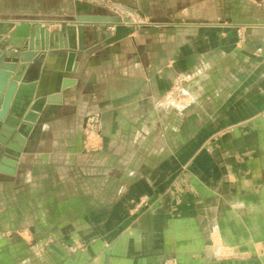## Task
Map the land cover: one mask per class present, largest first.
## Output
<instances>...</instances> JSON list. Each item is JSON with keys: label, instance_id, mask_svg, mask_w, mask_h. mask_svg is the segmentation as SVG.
Instances as JSON below:
<instances>
[{"label": "crops", "instance_id": "0c3cea01", "mask_svg": "<svg viewBox=\"0 0 264 264\" xmlns=\"http://www.w3.org/2000/svg\"><path fill=\"white\" fill-rule=\"evenodd\" d=\"M113 1L191 23L96 26L71 96L17 176L0 175V264H264V28L240 41L220 24L243 15V0L230 10L229 0ZM38 24L48 23L0 17V35L13 50ZM59 55L46 56L44 89L60 80ZM178 76L194 77L182 110L165 102ZM101 172L106 188L88 189Z\"/></svg>", "mask_w": 264, "mask_h": 264}, {"label": "water", "instance_id": "95a60500", "mask_svg": "<svg viewBox=\"0 0 264 264\" xmlns=\"http://www.w3.org/2000/svg\"><path fill=\"white\" fill-rule=\"evenodd\" d=\"M120 23V18L108 15H78L76 23L62 31L36 25L24 44L13 50L0 35V175L17 176L36 131L71 96L70 89L77 84L78 59L97 44L96 26ZM232 24L264 28V20L233 19ZM56 51L63 52L59 55L63 61L60 80L55 88L44 89L45 59L48 52Z\"/></svg>", "mask_w": 264, "mask_h": 264}, {"label": "rangeland", "instance_id": "374dc122", "mask_svg": "<svg viewBox=\"0 0 264 264\" xmlns=\"http://www.w3.org/2000/svg\"><path fill=\"white\" fill-rule=\"evenodd\" d=\"M108 1L111 2V6L108 5ZM236 0H229V10L232 8L234 9V4ZM84 5L88 6L90 8H97L100 9L101 11H104L105 15L108 16H113L120 18L121 23L120 24H110L108 31L113 33L118 26H127L133 29H155L156 32H161L168 29H178L181 25H188V22L186 21L185 17H181L180 19H167V18H162V19H152L149 17H144L141 16L140 12L136 7H131L129 5L123 4L121 2H116L113 0H0V17L1 18H20L22 20H34V21H42V22H47V25L43 24H38L41 27H44L46 29H49L50 31H62L65 30V28L69 25H73L76 23V17L78 16L77 14L73 12L74 10V5L78 6ZM73 5V10H71V7ZM243 5H244V10L241 11L243 15L241 17H235L233 18L232 15H229V20L226 22H221L220 24H226L229 26H236L232 24V19H255V20H264V0H243ZM239 6V4L237 5ZM240 7V6H239ZM25 12L22 13V16H16V13L19 12ZM73 13H72V12ZM236 11V10H235ZM240 12V10H239ZM102 15V16H105ZM98 16V15H95ZM135 20V21H134ZM142 20V21H141ZM143 22L144 24H141ZM200 24V23H196ZM99 25V24H98ZM102 25V24H101ZM186 27V26H184ZM239 28H244L242 31L244 33V39L246 37V34L250 33L253 31V29L257 28L255 26L251 27H243V26H237V34H238V29ZM239 36V34H238ZM240 39V37H239ZM240 41H243V39H240ZM103 52V51H102ZM184 78V77H183ZM181 79L180 76H178L174 82V85L169 93L167 95L168 99L165 101L168 103L171 107L177 109V106H175L173 98L175 100H179L178 98L182 99H187L188 95H185L182 91V87H186L187 83L190 82V80H193L194 77L192 78H184L183 85L182 87L180 86L179 80ZM178 84V85H176ZM180 86V87H179ZM179 87V88H178ZM175 88V89H174ZM178 88V91L176 90ZM174 89V90H173ZM179 92V93H178ZM166 97V98H167ZM179 103V102H177ZM91 116H98L99 118V124L98 127L95 129V131L90 130L87 127V119L90 118ZM86 119V125H85V147L86 151L88 152H98L100 151V147L93 148V146L90 145V139H92L94 136H100L101 134V129H102V119L100 115L97 114H92L89 115ZM167 124V123H166ZM89 147V148H88ZM106 173L101 172L100 177L101 181L97 180L95 184L93 185L92 182H86V187L90 190L93 188L97 189H105L106 187L104 186V175Z\"/></svg>", "mask_w": 264, "mask_h": 264}, {"label": "built area", "instance_id": "2783aa9c", "mask_svg": "<svg viewBox=\"0 0 264 264\" xmlns=\"http://www.w3.org/2000/svg\"><path fill=\"white\" fill-rule=\"evenodd\" d=\"M82 1H86V0H82ZM104 2H105V0H104ZM108 5H110V7H113V6H111V2L110 1H108ZM141 24H144V23L141 22ZM243 30H244V28H239L238 29V34H239L240 39H243V37H244L243 36L244 33L242 32ZM98 124H99L98 116H91L90 118L87 119V127L90 130H92V131H95V129L98 127Z\"/></svg>", "mask_w": 264, "mask_h": 264}, {"label": "flooded vegetation", "instance_id": "af4514ba", "mask_svg": "<svg viewBox=\"0 0 264 264\" xmlns=\"http://www.w3.org/2000/svg\"><path fill=\"white\" fill-rule=\"evenodd\" d=\"M183 79H184V78L181 77V79H180L179 82H177V83H180V81H181V83H183ZM181 83H180V86L182 87L183 85H181ZM176 85H178V84H176ZM180 86H179V87H180ZM179 87H178V88H179ZM178 88L176 89L177 91H178ZM174 89H175V88H174ZM174 89H173V90H174ZM178 93H179V92H178ZM167 99H168V98H167ZM178 99H179V100L177 101V100H175V99L173 98V101H174V103H175L174 105L177 106V110H179V109H181V110H182V109H185V108L187 107L186 104H185L186 102H183V101H185V99H182V98H178ZM177 102H179V103H177ZM180 102H183V103L180 104Z\"/></svg>", "mask_w": 264, "mask_h": 264}]
</instances>
